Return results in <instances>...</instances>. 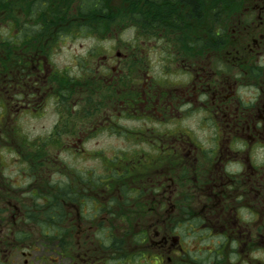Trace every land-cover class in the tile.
I'll return each mask as SVG.
<instances>
[{
  "label": "flooded vegetation",
  "instance_id": "obj_1",
  "mask_svg": "<svg viewBox=\"0 0 264 264\" xmlns=\"http://www.w3.org/2000/svg\"><path fill=\"white\" fill-rule=\"evenodd\" d=\"M31 1L0 0V264H264V0L79 26L81 0Z\"/></svg>",
  "mask_w": 264,
  "mask_h": 264
},
{
  "label": "trees",
  "instance_id": "obj_2",
  "mask_svg": "<svg viewBox=\"0 0 264 264\" xmlns=\"http://www.w3.org/2000/svg\"><path fill=\"white\" fill-rule=\"evenodd\" d=\"M50 2H51V0H32L31 1L32 8H33L34 12H35V10L45 11L46 7L50 5ZM72 2H73V0L64 1L63 4L66 5L67 7H70ZM35 4H36V7H35ZM81 4H82L81 14L84 15L85 18H83V20H85V21L77 23L76 26H79L80 24L89 25L91 19L104 18L105 17L104 15H106V13H102L100 15H95L92 12L93 10H102L103 9V1H100V0H81ZM48 11H49L48 15L38 16V18L40 19V22L46 23L49 26V28L51 25L58 23L60 20L67 19L66 16L62 17L57 12L52 11V6L49 8ZM64 81L66 82V84H68L69 83L68 77H65Z\"/></svg>",
  "mask_w": 264,
  "mask_h": 264
},
{
  "label": "rangeland",
  "instance_id": "obj_3",
  "mask_svg": "<svg viewBox=\"0 0 264 264\" xmlns=\"http://www.w3.org/2000/svg\"><path fill=\"white\" fill-rule=\"evenodd\" d=\"M91 41L92 39H86V38L84 39L82 38L79 40L65 41V43L63 44L64 45L63 52L61 54L56 55L55 61L60 65L70 64L69 62L71 60L70 56L72 52L76 48H79L80 53L85 52L87 47L90 45ZM53 119H54L53 114L49 112L45 118H42L37 122H33L34 124L31 128L32 131L33 132L43 131L44 126H46V128H49L53 123ZM100 146H109V143L108 142L101 143Z\"/></svg>",
  "mask_w": 264,
  "mask_h": 264
}]
</instances>
